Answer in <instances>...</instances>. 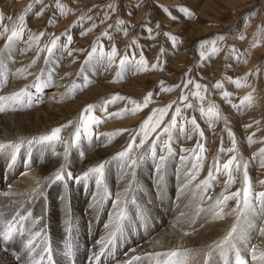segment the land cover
Wrapping results in <instances>:
<instances>
[{"label":"rangeland","instance_id":"rangeland-1","mask_svg":"<svg viewBox=\"0 0 264 264\" xmlns=\"http://www.w3.org/2000/svg\"><path fill=\"white\" fill-rule=\"evenodd\" d=\"M59 2L64 7L63 14L56 7V0H41L40 3H36L35 0H0V16L3 17V20L0 21V43L2 42L6 46L7 36L10 34V31L5 33L4 27L11 30L12 25L18 22V16L31 4L32 10L25 16V30L22 37L14 40L10 45L11 47H16V49L21 46H27L25 50L29 48L35 49V63H32V66H30L32 68L28 70H32L39 65L41 69L39 76L50 72L53 76V82H48L51 84L50 86H44L41 96H37L36 93L34 94V99L28 100L25 98V104L32 105L31 109H37L45 105V103L47 104V95L45 96L43 93L47 89L53 88L59 72V74H64L66 79H69L66 85L61 87V93L57 95L60 103L62 102V97L67 98V101H74L87 89L96 86L100 87V89L91 92L86 100L81 101L83 108L80 112H83L87 105H98L91 113H84V118L87 120L88 116L92 115L102 122L98 125L92 124L90 126L91 141L82 135L81 149H74V152L69 155L64 164L68 170L78 168L80 162L77 163V161H81L85 155L87 157L90 154H96L99 149L103 150L106 147L110 149L102 158L96 154L98 156L94 155L93 159L95 161L98 160L97 165L102 163L101 160L105 157V159L113 161V157L127 147L131 138L138 132L142 122L152 114L154 109L172 105L164 116L160 128L149 135L142 147L135 148L131 153L134 158L145 154V158L135 168L139 169L140 178H143L144 181L146 180V182L140 183L142 185H139V190L151 189L152 195L145 194L147 197L137 196L139 199L134 201V203L132 195L130 199L120 201V206L117 207L116 203H114L116 198H114L113 192L109 189V194L106 198H101L100 195L104 193L103 187L98 188L95 179H93L86 187L87 192H89H86L85 196H77V207L79 209L77 211L82 222L87 223L88 220V223H101L107 220L106 218L110 217L116 208L119 210V208L130 207V216L126 218L130 224L128 222L125 223L129 231L126 230V232L124 231L125 233L129 234L132 226L136 232L140 230V233L157 226V220L139 212V201L152 202L154 210L164 216L173 212L178 201H173L178 196L177 191L174 189L169 191L161 189L164 187V182L158 180V174L155 170L160 155L166 156V160L172 162L173 168L171 169L174 170L172 181L176 180L178 175L187 177L190 173L200 174L197 177L203 178L204 175L209 173V169L213 166L217 157L219 163L223 165L232 155H236L247 162V172L251 180L252 191L254 192L255 186H257V190L262 185L260 182L264 181V167H261V161L264 160V156L260 155V150L264 149V31L260 32L256 47H251V43L257 38L255 34L258 28L264 26V0H59ZM109 5L114 6V10ZM181 8L187 9L192 15H185V13L180 11ZM42 9V14L37 16L36 13H40ZM252 12L255 15L249 20V14ZM118 21H123V24H118ZM147 29H151V32H148ZM210 30L212 32H208ZM41 32L44 35L40 37L38 42L29 39L30 36L39 35ZM105 32L108 34L107 36L103 35ZM165 33L168 36H165ZM217 35H223L225 39L217 41L216 47L219 48V51L210 54L212 45L206 44L201 47V42L205 40L211 41ZM240 35L244 36L243 40L238 38ZM68 36L72 38L70 43L68 42ZM170 36L176 37L175 44L169 39ZM56 37H60V39L51 54L46 50H41L45 49V46L50 45L51 41ZM191 38H197L195 43H192V46H190ZM133 41H135V44H133ZM66 43L68 44L67 48L64 47ZM93 44L97 46V51L93 58L89 60L88 54L92 51ZM101 47L103 48V56L100 51ZM113 47L116 48L117 54L113 62L109 63L106 54ZM161 49H163V52H161ZM231 49L237 50L240 56L239 60L231 53ZM69 52H71V55H69ZM201 52L205 53L204 59H201ZM141 55L147 61V71H136L135 61L139 60ZM125 56L128 57L131 63L125 66L122 72L123 78L121 79L116 74L120 71L119 61ZM68 60L69 64L66 63ZM11 61L12 63L16 62L14 58ZM62 62L64 63V69L60 71ZM153 63H157L161 67L151 69ZM72 65L75 66L72 67ZM104 74L107 75V79L99 82L98 78ZM135 74L140 78L134 83L131 82V79L136 76ZM86 76L94 77V81L90 80L91 84L88 85V88L85 87L84 83ZM245 76H247L246 81L243 82L245 86L237 87L230 82ZM60 79L63 80L64 78L60 77ZM188 80L193 81V83L185 87L184 85ZM8 82L6 80L0 86V97L5 95L3 89ZM160 82H163V85ZM217 82L222 85L220 89L214 87ZM197 83L205 86L207 91L205 92L204 89L197 90L195 88ZM73 84L77 85L76 90L70 95H65L69 93ZM119 85L127 87L123 91V89L119 88ZM162 87L171 90L162 91ZM28 90L26 89L27 92ZM196 91L201 92V95L204 96L203 100L191 95L192 92ZM149 92L153 93L151 102L135 114L129 112V114L119 118L109 116L110 113H116L122 109L130 110L134 108L135 105L130 102L131 100L137 101L142 105L143 97ZM223 92L230 94L227 99L223 97ZM116 94L125 97V99H117L114 103L107 104L105 111V101L111 100ZM181 94L188 96V100L180 102L179 96ZM249 94L252 97V101L241 105L242 99ZM186 103H191L193 106L187 108L184 106ZM209 103L215 104L221 114L220 119L212 120L211 126L209 118L207 116L202 117L199 110L201 107L207 109ZM233 105L239 107H233ZM176 107L181 109V113L177 117V123L178 125L182 124L186 132L182 134L179 128L173 129V139L171 141L173 155L171 156L168 155L162 143L163 140L167 139V136L163 135L160 140H157V155L153 159L150 151L152 140L156 139L157 133L161 132L165 124L171 120ZM30 108L28 109L31 110ZM11 110L12 112L13 110L15 111V109H7L8 113H12ZM7 111L0 112V115L7 113ZM46 114L50 115L47 112ZM192 118H195L200 129L199 132L192 131V125L187 123ZM2 121L5 122L4 119ZM69 121L61 120V126L68 124ZM248 125H251V127H248ZM69 127L70 125L62 128L60 135L62 136L68 132ZM117 129H125V131L111 138V142H109L110 138L108 136L99 137L101 134L111 133ZM229 131L234 134L236 140L237 151L235 153L227 151L232 147ZM200 133H203V135ZM189 136L191 138H188ZM249 136L252 137V143L248 141ZM198 143L205 146V151L203 152L202 167L197 170L193 165L197 163V155L200 154L199 148H197ZM136 144H139L138 136ZM58 145L55 146L56 155L53 154L51 147L33 145L31 152L35 165L48 162L47 159L59 155L60 147ZM221 147H223L224 152H219ZM81 152L84 153L83 156L80 155ZM181 156L187 159L182 161L180 159ZM93 159L91 158L90 161H92V166L94 167L96 162ZM107 169L108 174H124L128 167L125 161L114 159L113 162L109 163ZM104 173L106 172L104 171ZM155 174L157 175L155 176ZM213 174L217 175L215 172ZM106 175L107 173L104 175V183L108 181V179H105ZM170 176L173 177L172 175ZM235 176V182L227 189V194L236 192L242 187L243 168ZM2 178L3 176H0V185L3 184L0 186L1 190L8 187V185H5L12 180L10 178H13V176L6 178V184L2 183L4 182V180H1ZM226 179V175L219 174L216 180L210 181L211 187L207 191H205L204 187L202 190L200 189L201 191L193 188L189 194L192 198L194 197V204H201L213 189H216L217 194H213L209 199L214 201V198L220 197V194L225 191L224 183ZM147 182H149V185ZM217 185L218 189L216 188ZM93 186H96L95 190L97 189V192L93 191ZM79 187L75 180L61 181L51 185L48 195L40 196L38 210H43L41 207L45 202L58 203L61 205L64 215L70 213L72 210L71 201L73 197L76 198V189ZM221 187L222 190H220ZM161 191L164 195H161ZM95 193L99 195L98 198L93 197ZM6 195L7 192L2 190L0 200L6 198ZM185 199H188V196ZM4 203H7V201ZM130 204L132 205L130 206ZM235 204V200L227 202V205ZM29 209L27 205L21 206L16 217H21ZM38 210L37 212H39ZM96 210L99 211L97 216L94 214ZM34 214L35 212L33 211V221L35 218ZM11 215L14 216L15 214ZM64 219L66 222L67 220L69 221L68 217H59L57 224H60V220ZM131 222H134V225ZM30 223L31 221H25L21 226L22 228L32 229L31 227L33 226L31 225L30 227ZM23 224H26V226ZM4 226H6L5 223ZM55 226L57 225L55 224ZM46 229L47 225L40 226V230L45 231ZM36 232L41 231L36 230ZM41 234H43V231ZM25 236L26 233L24 231L21 232L18 225V230L13 237L23 241ZM75 238H77V235H75ZM132 238L134 237L132 236ZM247 241L249 246L256 241L252 233H250ZM89 245L87 244L86 246L89 247Z\"/></svg>","mask_w":264,"mask_h":264},{"label":"bare ground","instance_id":"bare-ground-1","mask_svg":"<svg viewBox=\"0 0 264 264\" xmlns=\"http://www.w3.org/2000/svg\"><path fill=\"white\" fill-rule=\"evenodd\" d=\"M208 32H212V30ZM196 39L197 38H191L190 46H192V43H195ZM25 48H27V46H21L19 48L17 47L16 49V47L14 46L11 47L10 45L6 47L5 44H2V42L0 43V50H2L0 51V86L6 80L9 81L7 84H5L4 89L2 88L4 90L3 93H5L3 97L9 96L11 93L18 91L21 88H24L25 90L29 89L28 92L26 91V95L20 104L9 108L15 109V111L13 110L12 112L11 110L12 113H8L9 111L6 110L7 113H3V115H0V143H4L6 145L8 143H18L21 140L27 141L28 139H31L33 137L47 134L53 128L60 127L61 120H70L73 122L68 128V132L61 136L65 140H70L73 133L75 132V127L79 123V119L81 116L82 111L80 112V110L83 108L81 106V101L86 100L91 92L96 89H100V87L96 86L94 88L87 89L84 93L80 94L79 97L75 98L74 101H67V98L62 97V102L60 103L58 101L57 95L61 93V87L63 85H66L69 79H66L64 77L65 75L59 74V72L53 88L47 89V91L43 93L45 96L47 95L46 97L48 103H45V105H42L41 107L37 106V109H31L30 107L32 105H29L28 103L25 104L24 99L27 98L29 100L33 98L34 94L36 93L37 96H41V92L44 86H50L51 84L48 82H53V76L50 72L44 73L43 76H39L41 71L39 65L32 70H28L32 68L28 66L33 63L36 50L31 48L25 50ZM13 58L14 61H16L15 63H12L11 61V59ZM66 63L69 64V60ZM73 66L75 65H72V67ZM9 68L11 69L9 70ZM22 68H27V71L24 73V75L22 77L15 75L17 70ZM63 69L64 63L62 62L60 71H63ZM60 77L64 79L61 80ZM137 77L138 75L133 77L131 79V82L135 83L140 78ZM93 78L86 76L84 83L85 81H87L88 83L85 87L88 88V85L91 84L90 80L94 81ZM98 79L100 80L99 82H101V80L105 81V79H107V75H101ZM36 85H38V87ZM126 87L127 86L125 85H119V88L123 89V91ZM28 108H30L31 110H29ZM46 112L50 113V115H47ZM3 119L5 122L2 121ZM99 137L101 138L103 137V135H99ZM82 142L83 138H81L80 140L78 147L79 149H81L80 145H82ZM57 145L58 143L55 146ZM58 146L60 147L59 155L51 159H47L48 162H43L40 165H35L31 148H29V145L26 142L21 146L19 153H17V159L14 164L11 163V154L13 150L10 148L0 150V176H3L1 180H4V182L2 183H5L8 176H13V178H10V180H12L9 181L8 184H4L5 186L8 185V187L2 189L3 191L7 192V195L6 198L0 200L2 202L0 204V230L2 231L5 227L4 223L6 225V221L13 220V217L16 218L19 226H21V224L25 221L27 222L32 219L30 220L31 223L29 226H33L31 227L32 229L22 228L21 232L24 231L26 233L25 240L22 242H19V240H17V237H15L14 239L12 238L7 243L3 242L2 240L0 241V263L2 264H31L33 258L37 260L40 259V255H37L36 253H40L41 255H43L42 250L44 247H48L51 250V262H61L62 264H141L144 261H146V264H157V259L155 258L154 254L158 252L164 253L172 249L191 250L192 254L189 257L188 264H204V250L208 245L222 238L235 222V213H232L231 215H225L224 218L220 220L212 219V213L209 211V209L215 203L217 198H214V201L209 198L212 197L213 194H217L215 191L216 189H213V191L204 198L201 204H194V197L192 198L189 192L193 188L195 190L199 189V191H201L204 187L201 182L208 179V173L204 175V177L206 178H198L197 176H200V174L195 175L193 173L188 174L187 177H181L178 175L177 178L175 177L176 180L172 181V178H174V170L171 169L173 168L172 162L170 160H165L163 169L164 187L161 189H164L165 191L174 189L175 191H177L178 196H176L177 198L173 199V201H178L177 203L175 202L176 205L173 212H169L170 214L164 216L154 210V204L152 202L150 203L146 201H139V212L151 216L152 218H154V220L158 221V224L151 229H147L150 233H147V235H145V237H143L140 241L134 243V245L127 252L118 254V261L116 263H112L111 259L118 251V247L116 246L115 241L120 236V232H122L121 230H125V222H122L121 227L119 231H117L116 237L113 242L107 247H104V245L107 243L109 233L115 230L113 219L119 210L116 208L115 212L110 215V217H107V220L103 219L105 221L101 223H88V220L87 223L82 222L79 218V212L77 211V196H85V193L87 192V184H89L91 180L95 179L94 177L90 178L87 182H76L80 187L76 189V198L73 197V200L71 201L72 210L70 213L64 215L61 205L58 203L53 204L45 202L46 204L44 203L41 207V209L43 210H38L40 196H45V194L48 195L49 187L57 183H52L48 180V178L60 167L61 164L66 163V160L68 159L69 155L74 152V149H78L69 148L68 157L65 160L63 156L64 145L60 143ZM108 149L110 148L106 147L103 150L99 149L96 154H98L102 158L106 154ZM104 150L105 152H103ZM96 154H90L87 157L85 155V157L81 159V161H77V163L80 162L79 167L76 169H69V171L72 172L73 176L82 175L83 172H85L88 168L93 167L92 161H90V159H93L94 155ZM105 158L101 161L102 163L107 162L104 169V171L107 173L105 179H108L107 183H104V187L107 188V194L102 193L100 195L101 198H106V196L109 194V189L113 192L114 198H116L115 201H117L118 199L120 201H122L123 199H130L132 195V197L134 198L133 201H138L140 195L142 197L146 196L145 194H148L149 196L152 195L151 189H145L141 191L139 190L140 183H144L146 182V180L144 181L143 178H140L138 168H128L124 174H108L107 167L109 163L114 161V159L112 161L111 159ZM97 161H95L96 165L98 163ZM133 171L135 173L134 179L132 175ZM156 175L157 174H155V176ZM170 175H172L173 177H171ZM193 175L196 177L195 179L191 178ZM129 181H133V183L131 190L125 197L121 194H123L125 189L129 187ZM189 181L191 182L189 183ZM38 182L39 188L37 187ZM147 183L149 185V182ZM2 185L3 184H1L0 186ZM197 185L200 186L197 187ZM93 187V191L97 192V189L95 190L96 186ZM217 187L218 185L216 186V188ZM256 187L257 186L254 187V192L264 191V184L260 185L257 190ZM157 189L159 190V188ZM2 190L0 189V193ZM220 190H222V187L220 188ZM160 193L161 195H164L162 191ZM186 196H188V199H185ZM93 197L98 198L99 195L95 193ZM215 197H217V195H215ZM180 199L181 201H179ZM5 201H7V203H4ZM26 205L30 209L22 215L23 217H25V219L20 220V217L17 218L16 216H18L17 214H19L20 207H24ZM131 205L132 204H130V206ZM160 206L162 207V205ZM235 207L236 204L227 205L224 210L225 212H232V209ZM129 208L130 207H124L127 213V217L130 216L129 212H131ZM37 210L39 212H37ZM33 211L35 212L34 221ZM97 212L99 211L96 210L94 213L96 214V216ZM11 214L15 215L12 216ZM101 215L103 214L101 213ZM10 216L12 217L9 218ZM59 217H68L71 221L72 231L70 235L67 231L68 220L67 222L65 221V219L60 220L62 223V225L60 226L61 223L57 224V220ZM55 224L57 226L54 227ZM23 225L26 226V224ZM46 225L47 229L45 231L40 230V226L42 227ZM106 225H109V227L106 228ZM261 228H264V212H261L260 205L257 203L255 206V211L248 213L246 219L242 220L240 224V232L243 237H245V239H237L235 241L236 249L240 251L241 256L245 258L247 264H252L251 256L249 254L251 245L249 246L247 241L250 233H252L254 235V239H256L255 242L253 241L254 243L252 245H256L259 251H264V235H261L259 231ZM36 230L41 231V233L43 231V234H41V236L38 237L35 241L37 245L36 253H33L32 256H28L27 249L24 248V244L29 238H31V235L35 233ZM138 231L140 232V230ZM185 233H187V235H185ZM75 235H77V238H75ZM67 236L69 237L67 238ZM69 241L71 243L72 249L70 256L67 254L66 248V245L69 243ZM87 244H90L89 247L86 246ZM102 247H104V251L102 254H100V250ZM247 249L249 250L247 251ZM96 254H100V259L98 261L94 260V256ZM134 257H139V259H133ZM226 257L234 261L235 253L226 251V253L222 255L219 251L213 252L209 264H226ZM43 264H48L46 255L44 256Z\"/></svg>","mask_w":264,"mask_h":264},{"label":"snow or ice","instance_id":"snow-or-ice-1","mask_svg":"<svg viewBox=\"0 0 264 264\" xmlns=\"http://www.w3.org/2000/svg\"><path fill=\"white\" fill-rule=\"evenodd\" d=\"M35 2L40 3L41 0H35ZM56 7L61 10L62 14L64 13V7H63V5L60 4L59 0H56ZM109 7L113 8V10H114V6L109 5ZM31 10H32V5L29 4L23 10V12L18 16V18H17L18 22L14 23L12 25L11 30H9L7 27H4L5 33H9V31H10V34H8V36H7L6 47L8 45H10L14 40H18L22 37L24 30H25L24 29L25 16ZM180 11L185 13V15H187V16L192 15V13H190L187 9L181 8ZM42 12H43V9L41 10L40 13H36V15L39 16L42 14ZM254 15H255L254 12L250 13L248 19L250 20L252 18V16H254ZM9 19H11V18H9ZM89 19H91V18L89 17ZM2 20H3V17L0 16V21H2ZM117 23L122 25L123 21H118ZM147 31L151 32V29H147ZM262 31H264V26H261L258 28L257 33L255 34L257 38L252 41L251 47H256L258 45V37H259L260 32H262ZM125 32H126V29H125ZM43 35H44V33L41 32V33H39V35L30 36L29 39L34 41V42H38L40 40V37H42ZM103 35L107 36L108 34L105 32ZM165 36H168V34L165 33ZM238 38L243 40L244 36L240 35ZM59 39H60V37H56L55 39H53L51 41L50 45L45 46V49H41V50L42 51L46 50L49 54H51L53 52V49L56 48L57 41ZM71 39H72L71 36H68V42L69 43L71 42ZM169 39H171L173 41V44L176 43V37L170 36ZM224 39H225V37L223 35H217L211 41H209V40L202 41L201 47H203L206 44H211L212 47L210 49V54H214V53L219 51V48L216 47L217 41H223ZM133 44H135V41H133ZM64 47L67 48L68 44L66 43L64 45ZM0 51H2V50H0ZM96 51H97V46L95 44H93L92 51L89 52V54H88L89 60H91L93 58ZM100 51H101V55L103 56L104 53H103L102 47L100 48ZM230 51L235 56V58L237 60L240 59V56L237 53V50L231 49ZM161 52H163V49H161ZM116 54H117V50L115 47H113L112 50L106 54L108 57L109 63L113 62ZM69 55H71V52H69ZM204 58H205V53L201 52V59H204ZM33 63H35V61H33ZM129 63H131V61L126 56L122 57L120 59V61H119L120 71L117 72V74H116L117 77H119L121 79L123 78L122 72H123L125 66ZM135 67H136V71H147L148 70L147 61L145 60L143 55L140 56L139 60L135 61ZM159 67H161V65H159L157 63H153L151 65V69H157ZM26 71H27V68L18 69L17 72L15 73V75L22 77ZM37 79H39V78H37ZM246 79H247V76L241 77L237 80H231L230 82L235 84L237 87H242V86H245L243 82L246 81ZM87 83L88 82L85 81V86H87ZM160 83H161V85H163V82H160ZM191 83H193V81L188 80L184 86L187 87V85L191 84ZM36 86L38 87V85H36ZM214 87L217 89H220L222 87V85L220 82H217L214 85ZM76 88H77V85L73 84L71 89L69 90V93H66L65 95H70L73 91L76 90ZM195 88L197 90L204 89L205 92L207 91L205 86L198 84V83L195 84ZM161 90L162 91H170L171 89L162 87ZM25 95H26V90L24 88H21L18 91L11 93L9 96L0 97V112H4L7 109L12 108L13 106H15L17 104H20L23 101V98L25 97ZM191 95L193 97H198L200 100L204 99V96L201 95L200 91L192 92ZM222 95L224 98L227 99V97L230 94L227 92H223ZM152 97H153V93L149 92L143 97V104L142 105L140 103H138L137 101L131 100L130 102L133 105H135L134 108H132L130 110L129 109H122L119 112L110 113L109 116H114V117L119 118V117H122L124 115L129 114V112L131 114H135L142 107H146L151 102ZM117 99H125V97L119 96V94L114 95L111 98V100L105 101V109L104 110L106 111L107 104L114 103ZM187 100H188V96H186L184 94H181L179 96L180 102H184ZM251 101H252V97L249 94L248 96H245L242 99L241 105H243L245 102L250 103ZM184 106L187 108H191L193 105L191 103H186ZM95 107H98V105H87L86 106L84 111L81 113L79 123L76 125L75 132L73 133L70 140H65L64 138H62L60 133L62 131V128L68 127L69 125H71L73 123L72 121H69L68 124H66V125H62L60 127L53 128L47 134H43V135H40L38 137H33L31 139H28L27 141L21 140L18 143H8L7 145L4 143H0V150H3L5 148L12 149L13 151L11 154V163L14 164L16 159H17V153H19L21 146L25 142L29 145V148H31V146L33 144L40 145L43 147H51L54 155L57 154V153H55V145L57 143H61L64 145L63 156L66 160L68 157L69 148H78L80 140L82 138V135L84 138L91 141L92 140V133L89 131L90 126L92 124L98 125L102 122L101 120L95 118L92 115H89L87 120H85V118H84V113H91ZM171 107H172V105H166L164 107L154 109L152 114H150L149 117L146 118L142 122L138 132L136 133L135 136H133L131 138V141L128 143L127 147L123 151H120L119 153H117L113 157V159L123 160V161H125V164L129 169H135L137 164L145 158V154H141L140 156L134 158L131 155V153L133 152V150L135 148L142 147L145 144L149 135L151 133L156 132V130L158 128H160L161 123L163 122L164 116L168 113L169 108H171ZM233 107H239V106L233 105ZM199 110H200L202 117L207 116L209 118L210 126H211V122L213 119H220L221 118V114L219 113L218 108L215 104L209 103L207 109H205L204 107H201ZM180 113H181V109L179 107H176L174 113L172 114L171 120L167 124H165V126L161 129V132L157 133L156 139L152 140V145H151L150 151H151V155H152L153 159H155L156 155H157V153H156L157 140H160V138L163 135L167 136V139L162 141L164 148L167 150V153L169 156L173 155V149L171 147V141L173 139V136H172L173 129L179 128V131L182 134L186 132L185 127L182 124L178 125V123H177V117L180 115ZM187 123L192 125V131H194V132L200 131L199 126L196 123L195 118L188 120ZM248 127H251V125H248ZM123 131H125V129H117L111 133H105V134H101V135L108 136L110 138L109 142H111V138L116 137L117 135L121 134ZM200 134L203 135V133H200ZM228 134L232 140V147L229 148L227 151L230 153H235L237 151V149H236V140H235L234 134L231 131H229ZM137 136L139 137V144H136ZM97 138H99V137H97ZM188 138H191V137L189 136ZM248 141H249V143L253 142L251 136L248 137ZM197 148H199L200 154L197 155V163L194 164L193 167L198 170L200 167H202V164H203V159H204L203 152L205 151V146L203 144L198 143ZM185 151H187V150H185ZM219 152H224L223 147H221L219 149ZM80 155L83 156L84 153L81 152ZM260 155L264 156V149L260 150ZM166 159H167L166 156L160 155L159 156V162L156 164L155 170L158 174V180L160 182H162L164 179L163 169H164V164H165ZM180 159L183 161L187 158L184 156H181ZM106 163L107 162H104V163H100L94 167H90L85 172H83V174L80 176H73L72 172L69 171L64 164H61L60 167L54 173H52V175L48 178V180L51 181L52 183L66 181V180L67 181L75 180V182L80 183V182H87L90 178L94 177L97 187L98 188L103 187L104 193L107 194V188L104 187V175H105L104 169H105ZM247 166H248L247 162L243 161L242 158H239L236 155H232L227 160V162H225L223 165H221L219 163V159L217 157L213 166L209 169L208 179L201 182L204 185L205 191H207V189L209 187H211L210 181L216 180L217 175H219V174L226 175L227 179L225 180V183H224L225 191L220 194V197H218L216 199L215 203L212 205V207L209 209V211L212 213V219L213 220L223 219L225 215H231L232 213H235V217H236L235 222L232 224V226L226 232V234L222 238H220L219 240L214 241L212 244L208 245L207 248L204 250V264H209V261L211 259L213 252H216V251H219L222 255H224L226 253V251L235 253L234 261L231 260L230 258L226 257V264H247V261L245 260V258H243L241 256L240 251L238 249H236V245H235V241L237 239H241V240L245 239V237H243V235L240 232V224H241L242 220L246 219L248 213L255 211V206L257 203L260 205L261 212H264V191L255 192V193L252 191V184H251V180H250V177L248 175V172H247ZM261 167H264V160L261 161ZM241 168H243L242 187L240 189H238L236 192L227 194V189L235 182V179H236L235 174L239 173L241 171ZM214 172L217 175H214L213 174ZM132 175H133V179H134V176H135L134 171H133ZM191 178L195 179L196 177L193 175ZM190 182L191 181H189V183ZM132 183H133V181H129V187L126 188L124 193L121 195H123L125 197L127 196V193L131 190ZM260 183L264 184V181H261ZM199 186L200 185H197V187H199ZM37 187L39 188V182L37 183ZM230 200L236 201V207L232 209V212H225L224 209L227 206V202ZM115 203H116V206L119 207L120 200L118 199ZM126 218H127L126 210L124 208H119V211L117 212V214L115 215V217L113 219V224L115 225V230L109 233V238L107 240V243L104 245V247H107L108 245H110L113 242V240L116 237L117 231H119L122 222ZM23 219H25V217L21 216L20 220H23ZM107 227H109V225H106V228ZM17 230H18V222L16 221V218L13 217V220L8 221L6 226L4 227V229L2 231H0V240L7 243L8 241H10L13 238V236L17 232ZM20 230H22V226H20ZM67 231L70 235L71 231H72V226H71L70 220L68 221ZM259 231H260L261 235H264V228H261ZM185 235H187V233H185ZM40 236H41V232H35L31 235V238H29L27 240V242L24 244V248L27 249V255L28 256H32L33 253H36L37 245H36L35 241ZM104 247L101 248L100 254L103 253ZM66 248H67V254L70 256L71 250H72L70 241L66 245ZM42 251H43V255H41L40 253H36L37 255H40V259L37 260V259L33 258V260L31 261V264H43V260H44L45 255L47 256L48 264H51V259H52L51 250L48 247H44ZM100 254H96L94 256V260L98 261L100 259ZM191 254H192L191 250H188V249H183V250L172 249V250H169V251L164 252V253H159V252L155 253L154 256L157 259V264H188V260H189V257ZM249 254L251 256L252 264H264V251H259L256 245H251ZM161 257H162V259H161ZM133 259H139V257H134Z\"/></svg>","mask_w":264,"mask_h":264}]
</instances>
